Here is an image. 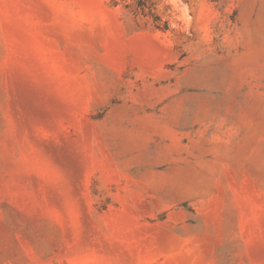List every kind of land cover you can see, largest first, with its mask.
Instances as JSON below:
<instances>
[{"label":"rangeland","instance_id":"rangeland-1","mask_svg":"<svg viewBox=\"0 0 264 264\" xmlns=\"http://www.w3.org/2000/svg\"><path fill=\"white\" fill-rule=\"evenodd\" d=\"M0 0V264H264V0Z\"/></svg>","mask_w":264,"mask_h":264},{"label":"trees","instance_id":"trees-1","mask_svg":"<svg viewBox=\"0 0 264 264\" xmlns=\"http://www.w3.org/2000/svg\"><path fill=\"white\" fill-rule=\"evenodd\" d=\"M135 8L138 12L151 18L155 28L160 30H166L167 24L165 21H161L159 15L155 12V8L152 4H148L145 0H134Z\"/></svg>","mask_w":264,"mask_h":264}]
</instances>
